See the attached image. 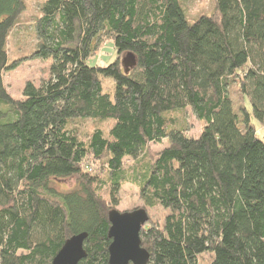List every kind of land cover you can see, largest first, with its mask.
<instances>
[{
	"label": "trees",
	"instance_id": "1",
	"mask_svg": "<svg viewBox=\"0 0 264 264\" xmlns=\"http://www.w3.org/2000/svg\"><path fill=\"white\" fill-rule=\"evenodd\" d=\"M188 2L43 0L32 57L51 59L49 77L14 98L2 77L25 1L0 0V264H50L80 232L79 264H108V211L130 179L142 208L168 211L140 231L147 264H264V141L252 123L264 127V0H212L193 18ZM105 38L115 60L89 65ZM128 51L126 73L117 56ZM186 108L198 135L171 115ZM86 119L111 125L73 126ZM68 177L72 189L51 186Z\"/></svg>",
	"mask_w": 264,
	"mask_h": 264
},
{
	"label": "rangeland",
	"instance_id": "2",
	"mask_svg": "<svg viewBox=\"0 0 264 264\" xmlns=\"http://www.w3.org/2000/svg\"><path fill=\"white\" fill-rule=\"evenodd\" d=\"M24 1L25 9L10 31L7 40L8 62L9 64H14V66L10 69L4 70L2 77L7 92L14 98L22 97V89L27 81H31L37 85L43 79H47L49 77V65L51 63V59L32 57V53L36 47L33 23L36 17L40 15V5L43 0ZM212 7V0H189L187 3V11L192 18L201 12H210ZM124 55L125 53H121L117 56L120 64ZM115 58L116 51L113 42L111 39L105 38L100 41L98 48L90 55L87 62L89 65L107 66L115 60ZM103 85L106 89L111 90L113 87L111 78H104ZM248 109H250V107ZM171 115L178 117L180 122L185 123L188 134H199L202 128V123L196 118L190 108H186L182 113L175 112ZM252 123L256 127L258 137L264 141V127L255 119H252ZM110 125V121H93L90 119L82 121L75 120V122H73V126H77L82 132H91L95 128L107 131ZM166 144V141H162L161 143H149L147 147L148 157H152L154 153L166 146ZM134 163H136V161L133 158L126 157L124 159L123 167L129 176L132 174V166ZM91 168L94 173H99L103 166L99 162H93ZM51 186L58 191H68L76 186V178H64L55 181ZM136 207H142V201L139 198L137 182L130 179L123 182L121 185L118 193V204L116 205V209L119 211H125L132 210ZM146 210L149 220L145 225L152 223L161 225L168 212L160 206L146 208ZM203 256L208 258V254H204Z\"/></svg>",
	"mask_w": 264,
	"mask_h": 264
},
{
	"label": "water",
	"instance_id": "3",
	"mask_svg": "<svg viewBox=\"0 0 264 264\" xmlns=\"http://www.w3.org/2000/svg\"><path fill=\"white\" fill-rule=\"evenodd\" d=\"M124 72L136 65L135 55L128 51L122 57ZM146 209L142 207L119 211L114 208L108 211V264H147L149 252L141 246L140 231L148 221ZM87 232H80L67 238L50 264H79L86 257L84 241Z\"/></svg>",
	"mask_w": 264,
	"mask_h": 264
}]
</instances>
